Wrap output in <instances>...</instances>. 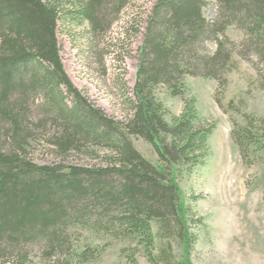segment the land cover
<instances>
[{"label":"trees","instance_id":"trees-1","mask_svg":"<svg viewBox=\"0 0 264 264\" xmlns=\"http://www.w3.org/2000/svg\"><path fill=\"white\" fill-rule=\"evenodd\" d=\"M129 2L0 0V121L9 126L6 135L12 140L10 150L0 148V264H26L22 246L34 241L44 242L47 253L68 254L58 264H71L68 225L137 240L155 264L169 263L167 245L156 242L161 235L175 236L189 250L187 209L171 174L176 167L190 170L204 163L214 125L198 118L192 99H184L180 114L165 120L154 88L160 85L182 97L184 78L192 76L216 81L220 91L235 68V53L250 62L264 89V0H215L212 20L202 14L206 0H152L142 21L133 98H127L129 117L114 121L85 103L68 79L57 26L85 23L89 35H105ZM128 22L123 32L128 25L140 32L142 23ZM230 26L242 34L237 44L224 35ZM206 42L213 43V51ZM63 91L72 96V106L63 102ZM30 94H41L55 108L53 122L62 129L56 141L60 154H94L84 148L88 142L105 150L96 157L101 164L71 163L63 169L26 158L30 123L24 100ZM221 100L216 93L219 108L237 110L233 101L223 106ZM243 120L230 118V139L242 164L249 166L264 153V123L248 115ZM132 137L154 146L157 165L133 147ZM90 254L82 251L77 257Z\"/></svg>","mask_w":264,"mask_h":264},{"label":"rangeland","instance_id":"rangeland-1","mask_svg":"<svg viewBox=\"0 0 264 264\" xmlns=\"http://www.w3.org/2000/svg\"><path fill=\"white\" fill-rule=\"evenodd\" d=\"M151 1L130 0L105 35H89L85 23L64 26L59 22L57 26L60 57L68 79L85 103L114 121L129 117L127 98H133L142 21ZM216 12L215 0H206L202 8L205 19H214ZM128 21L142 23L140 32L133 30L131 24L126 28L128 31L123 32L121 26ZM224 35L236 44L242 39L241 32L233 26L228 27ZM205 46L207 50L214 49L211 42H206ZM232 59L235 68L227 73V83L220 91L216 81L192 76L184 78L182 97L171 96L160 85L154 88L155 97L165 108V120L170 121L180 114L184 99H192L198 118L214 125L208 137L209 150L204 163L190 170L179 166L171 174L179 187L180 203L187 209L190 246L188 252L184 251L175 236L161 235L156 239L158 244L168 247V264H264V153H260L251 165L244 166L230 139L231 117L243 123V116L248 115L264 123V89L256 82L249 61L235 53ZM216 93L221 96L223 106L233 101L237 110L227 113L219 108L214 101ZM63 94V102L72 106V96L65 91ZM25 97L30 123L26 158L37 165L55 164L63 169L71 163L101 164L96 157L105 150L88 142L84 148L94 154L85 155L82 150L60 154L56 141L62 129L53 122L55 108L41 94ZM14 100L12 97L9 102ZM8 127L0 121V148L4 150L12 147V140L6 135ZM131 142L145 159L158 164L159 156L151 143L139 137H132ZM66 237L72 246L69 251L72 257L68 260L71 264H155L147 259L143 246L132 238H114L72 225L67 226ZM45 247L42 241L24 244L26 264H58L68 257V254L60 255L53 250L47 253ZM74 251L78 255L82 251L91 254L82 259L73 255Z\"/></svg>","mask_w":264,"mask_h":264}]
</instances>
